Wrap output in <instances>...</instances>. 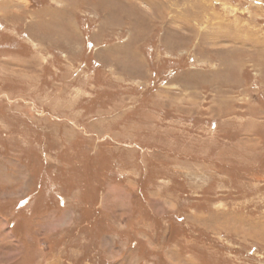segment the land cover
<instances>
[{"label": "rangeland", "instance_id": "obj_1", "mask_svg": "<svg viewBox=\"0 0 264 264\" xmlns=\"http://www.w3.org/2000/svg\"><path fill=\"white\" fill-rule=\"evenodd\" d=\"M0 264H264V0H0Z\"/></svg>", "mask_w": 264, "mask_h": 264}]
</instances>
